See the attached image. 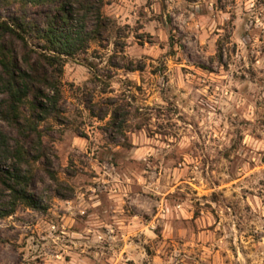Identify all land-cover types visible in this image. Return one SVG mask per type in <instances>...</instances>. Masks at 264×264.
<instances>
[{
	"label": "rangeland",
	"instance_id": "1",
	"mask_svg": "<svg viewBox=\"0 0 264 264\" xmlns=\"http://www.w3.org/2000/svg\"><path fill=\"white\" fill-rule=\"evenodd\" d=\"M102 11L114 32L68 59L59 109L24 131L46 208L0 217V264H264V0Z\"/></svg>",
	"mask_w": 264,
	"mask_h": 264
},
{
	"label": "trees",
	"instance_id": "2",
	"mask_svg": "<svg viewBox=\"0 0 264 264\" xmlns=\"http://www.w3.org/2000/svg\"><path fill=\"white\" fill-rule=\"evenodd\" d=\"M14 1L19 4L18 15L3 18L0 14V81L5 94L0 114L17 128L19 136L11 144L8 132L0 128V182L11 193L8 204L0 205V217L12 215L19 205L46 208L32 190L34 172L26 148L31 136L24 131H36L38 121L59 109L61 76L68 59L86 52L104 34L113 33L116 25L102 11L104 0ZM10 40L22 44V59ZM218 55L222 59V48ZM86 65L95 79L103 80L95 62ZM128 69L137 68L131 64ZM111 115V123L120 129L125 115L120 108Z\"/></svg>",
	"mask_w": 264,
	"mask_h": 264
}]
</instances>
